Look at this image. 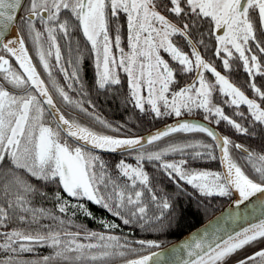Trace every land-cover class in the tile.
Masks as SVG:
<instances>
[{
	"label": "snow or ice",
	"instance_id": "6c2138e0",
	"mask_svg": "<svg viewBox=\"0 0 264 264\" xmlns=\"http://www.w3.org/2000/svg\"><path fill=\"white\" fill-rule=\"evenodd\" d=\"M22 7L25 15L17 20ZM121 14L126 17L127 52L121 46ZM169 16L179 19L181 24L174 23ZM37 22L43 31L37 28ZM14 23L21 25L20 35L4 43V37ZM202 27L207 28L209 38H214L215 55L222 59L223 69H231L234 55L242 62L250 77L249 87L258 99L249 98L227 76L217 71L213 63L203 58L199 47L207 45ZM74 29L82 32L95 54L97 86L104 89L120 84L118 69H122L128 78V99L141 112L147 105L158 118L181 117L202 109L204 120L212 118L217 125L225 121L239 133L254 134L249 127L232 119L221 106L213 103V94L218 91L225 97L224 104L237 109L245 105L250 123L264 126V90L257 87L254 79L256 75L264 76V65L253 52L254 44L259 53L264 54V0H28L26 6L22 0H0V229H3L0 231V264H108L115 258L125 257L126 250L136 252L133 243L147 254H140L126 264H160L158 259H153L160 253L151 251L160 247L157 241H129L126 237L113 235L111 230L120 225L112 221H100L109 230L102 233L89 231L73 219L78 211L86 217L92 216L82 202L86 200L107 209L124 225L135 223L154 232L170 228L172 217L167 215V211L173 205L167 196L157 195L143 169L144 160L159 162V167L177 183L178 188L179 182L183 181L202 196L237 194L239 199L236 203L240 204L257 193L264 195V152L249 151L202 123L178 120L175 125H169L147 138L120 139L100 135L66 119L56 108L49 87L63 101L75 103L82 111L87 110L81 101H73L57 84L49 57L54 49L56 64L60 71L65 72V79H71L83 88L78 67L69 77L61 65V49L57 42L58 33L69 37ZM25 31L32 40L50 85L41 77L28 54ZM197 33L200 39L194 40ZM45 35L47 49L44 47ZM176 36L184 39L190 52L174 42ZM113 48L118 51V58ZM162 52L176 63V67L164 58ZM12 59L19 70L13 67ZM205 72L214 76L215 83L207 80ZM181 73L195 74L192 82L184 87L177 86L176 78ZM67 87L71 89L73 84L69 83ZM44 104L53 111L55 128L43 120ZM235 114L244 117L243 112ZM174 132L205 133L215 147L220 148L224 171H198L186 168V160L167 162L163 159L169 152H183L186 148L196 147L206 151L195 152L194 158L206 155L209 159H216L213 144L199 142L170 144L159 151H140L136 156V166L124 160L116 165L115 177L95 154L96 149L115 152L143 148L145 139L151 145ZM68 138L73 139L75 145L69 143ZM230 148L244 153V160L254 175L247 174L232 159ZM121 178H124L123 184L120 183ZM33 179L36 183L32 182ZM48 184L57 185L52 198L61 215L34 206L37 197L42 200L49 198L48 193L42 190ZM145 192L150 194L151 201L159 210L152 217L147 215ZM73 200L76 203H72ZM44 219L51 223H41ZM14 221L26 227H9ZM73 227L77 231H71ZM258 241H264V218L225 237H202L194 244H183L187 258L180 264H231L240 250ZM41 246L51 248L52 253L32 259L23 258V254L33 253ZM236 264H264V248L237 259Z\"/></svg>",
	"mask_w": 264,
	"mask_h": 264
},
{
	"label": "trees",
	"instance_id": "16d2710c",
	"mask_svg": "<svg viewBox=\"0 0 264 264\" xmlns=\"http://www.w3.org/2000/svg\"><path fill=\"white\" fill-rule=\"evenodd\" d=\"M28 0L25 3L27 5ZM24 15V10L21 16ZM173 22L181 24V21L173 16H169ZM119 23L121 24V46L124 49H128L127 45V25L126 17L121 14L119 18ZM19 24V23H18ZM37 28L43 31L42 26L37 22ZM114 27V25H113ZM21 30V25L19 24ZM201 31L205 33V46H200L199 50L201 55L206 61L213 63L217 71H220L222 75L229 78L237 87H240L242 91L245 92L249 98H256L253 91L249 87L250 77L245 71L241 61L234 57L231 59V69L225 70L222 66V59L215 55L216 42L214 38H209L207 35V28L202 27ZM110 32L112 30L110 29ZM114 35V32H112ZM25 42L31 51L32 57L37 58L36 50L32 44V40L27 36L25 31ZM44 47L47 49V37L45 35ZM194 40L200 39L199 33L193 36ZM174 42L186 52H190L189 48L186 46V42L182 37L176 36L173 38ZM57 42L61 49V65H63L69 77L74 68L78 67L80 81L83 84V88L80 84L76 83L71 79H65V72L60 71V66L56 64L55 61V50L53 49V55L49 57L50 64L52 65L53 78L56 80L60 87H63L68 95L73 101H81L82 106L87 111H82L75 103L68 104L63 101L62 98L49 87L58 105L64 112V114L71 120L76 121L82 126L91 129L95 133L119 137L134 136L138 134L145 133L152 128H155L173 118L172 116H162L156 117L146 106V110L141 112L134 104L128 99L129 97V87L127 74L122 70H118V75L120 78V84L106 86L104 89H100L96 84V69H95V54L91 51V45L83 37L82 32L79 30H73L69 37H65L63 34H57ZM116 50L115 48H113ZM117 51V50H116ZM253 52L259 57V61L264 65V54L259 53V51L254 47ZM247 54V53H246ZM223 55V54H222ZM238 55V54H236ZM167 59L173 67H176V63L171 61L170 57L167 55ZM71 61V62H70ZM13 67L19 70L14 59L11 60ZM39 70L44 77L46 84L50 85L47 73L44 72L42 65L39 63ZM194 73L191 74H179L177 76V86L184 87L188 82L194 77ZM205 77L208 81L215 83V78L210 72H205ZM257 87H261L264 90V76L256 75L254 77ZM69 83L73 84L70 89L67 87ZM224 99L218 91L213 94V103L221 106L224 113L230 116L237 122L244 124L249 127L250 131H254V134L245 135L237 132L234 128L227 124L225 121H221L219 125L215 123V120L210 118L208 121L216 125L221 132L228 136L235 144L237 142L243 144L251 151L256 153L264 152V126H255L250 123V117L245 105H241L239 109L234 106L224 104ZM44 106V105H43ZM264 106V105H262ZM45 109V114L47 117L53 120L49 111ZM243 112L244 117L241 118L235 113ZM192 115L203 118V110H195L192 113H185L182 116ZM99 117V119H97ZM102 121V122H101ZM213 144L214 150L213 155L216 159H209L206 155L201 158H194L195 152H205L206 150L200 147L196 148H186L183 152H169L163 159L171 158L173 161L186 160L185 165L188 169L200 170L207 169L212 171L221 172L219 157L217 153V147H215L214 142L205 133L200 132H175L163 137L162 139L154 142L141 149H135L128 152H117V153H102L95 151L96 155L106 163L107 168L111 174L115 177L117 175L116 165L124 160L125 163L136 166L137 160L136 156L140 151H146L148 148L156 150L158 148H166L170 144L174 145H185V144ZM75 144V143H74ZM231 157L238 164H240L247 174L254 175L251 172L250 166H248L244 160V154L235 148H230ZM143 169L146 171L150 177V183L153 188L157 191L158 196H167L173 207L167 211V215L172 217L171 227L163 232L150 231L147 228L142 229L138 224L124 225L122 221L108 212L107 209L102 208L100 205H96L90 201L88 202L89 211H91L92 216L86 217L82 212H77L76 216L73 218L75 223L83 224L89 231L108 233L109 230L105 229L100 223L101 220L112 221L120 225L119 228L111 230V234L126 237L129 241H139V240H155L160 244V247L165 246L180 236H182L187 231L191 230L193 227L199 225L200 223L206 221L208 218L217 213L227 202L232 198L231 196H218L214 195L211 197L202 196L197 190L193 189L192 186L187 185L185 182L180 181V188H178L177 183L171 180L166 173L159 167V162L147 161L142 162ZM33 183L36 181L33 179ZM124 178L120 179V183L123 184ZM181 188L183 190H181ZM43 191L48 193V199H40L37 197L34 200L35 207H43L45 209L53 210L55 215H61L55 208V201L52 198L54 192L57 190V185L48 184L46 187L42 188ZM63 194V193H62ZM144 203L147 205V215L152 217L158 214V209L155 204L151 201L150 194L145 192ZM71 209L69 210V215L71 214ZM43 224L51 223L50 220L44 219L41 221ZM9 227L23 228L25 225H21L18 221H14ZM3 229H0L2 231ZM71 231H77L75 227L71 228ZM83 235V233H82ZM87 243L88 241H84ZM95 242V241H92ZM123 243V240L121 241ZM132 247L137 249L136 252H131L126 250L127 254L123 258H115L108 262V264H121L129 259L137 257L140 254H145L147 251H142L138 244L133 243ZM264 247V241H258L250 246H246L244 249L240 250L235 257L232 258L231 264L236 263L237 259H243L245 256L251 255L253 252ZM157 248H153L155 250ZM52 249L47 246L37 247L33 253L23 254V258L32 259L36 257H43L50 255ZM2 255V254H0Z\"/></svg>",
	"mask_w": 264,
	"mask_h": 264
},
{
	"label": "water",
	"instance_id": "95a60500",
	"mask_svg": "<svg viewBox=\"0 0 264 264\" xmlns=\"http://www.w3.org/2000/svg\"><path fill=\"white\" fill-rule=\"evenodd\" d=\"M26 1L27 0H22V3L25 5ZM22 11H23V7L19 10V15L17 17V20H19V17L21 16ZM19 35H20L19 24L14 23L10 28V32L7 33L4 37V43H7V41L9 39L16 38ZM25 44H26V42H25ZM15 46L16 45H13V47H15ZM26 47L28 49V54L32 57L27 44H26ZM32 61L34 64H36L34 62L33 57H32ZM37 71H39L38 67H37ZM41 77L43 78L42 74H41ZM191 82H192V80L190 82H188L187 84H189ZM49 91H50V89H49ZM50 93L52 94L51 91H50ZM52 96H53V94H52ZM53 101H54L56 108L59 109L60 113L63 114L66 119H69L64 114V112L62 111L60 106L58 105L54 96H53ZM44 105L47 108V110L50 112L54 122L56 123V118L53 115L52 109L48 105H46V104H44ZM178 120H180V121L190 120V121H196L198 123H202L208 127H211L219 136H221V137L225 136L221 132V130L216 125H214L212 122H210L208 120H204V118H201L198 116L186 115V116L173 118V119H171V120H169V121H167V122H165V123H163V124H161L155 128H152L151 130H149L145 133H142V134H138V135H134V136H127V137H119V136H112V137L120 138V139L139 138V137L147 138L150 134L156 133L159 130H164L169 125H175ZM170 134H172V133H170ZM100 135H103V134H100ZM107 136H111V135H107ZM69 139L72 140L73 142H75L73 139H71V138H69ZM142 143H143V148L149 145L146 143V139ZM236 144H241V143L237 142ZM241 145H243V144H241ZM244 148L251 151L246 146H244ZM136 149H141V148L137 147ZM132 150H135V149L117 150L115 152L105 151V150H100V149H96L95 151L102 152V153H117V152H128V151H132ZM217 153H218V157H219L220 169H221V172H223L224 171V165L221 163V160H220L221 152H220L219 147H217ZM238 199H239V196L237 194H233L232 198L227 202V204H225L217 213H215L213 216L208 218L206 221H204V222L200 223L199 225L193 227L191 230L184 233L182 236H180L175 241H173V242H171L165 246L159 247L155 250H152L153 252L160 253L159 257H154L153 259L154 260L158 259L160 261V264H180V261L182 259L187 258L186 250L183 249V247H182L183 244H185V243H193L194 244L197 239H200L202 237L207 238V239L213 238L214 236L225 237L226 234L239 231L241 228L247 227L249 224L256 223L260 219L264 218V204L261 203V201H264V195L257 193L255 196L250 197L249 200L244 201L243 203H240V204L236 203V200H238ZM206 234H207V236H206ZM262 248H264V247H262ZM145 254H147V253H145ZM136 258L137 257H134L132 259H136ZM132 259H129V260H132ZM127 261H125L121 264H126ZM234 264H236V263H234Z\"/></svg>",
	"mask_w": 264,
	"mask_h": 264
},
{
	"label": "flooded vegetation",
	"instance_id": "af4514ba",
	"mask_svg": "<svg viewBox=\"0 0 264 264\" xmlns=\"http://www.w3.org/2000/svg\"><path fill=\"white\" fill-rule=\"evenodd\" d=\"M24 15H25V13H24ZM31 52V51H30ZM33 56V55H32ZM33 59H34V62L36 63V66L38 67V69H39V62L37 61V58H35V57H33ZM18 66V65H17ZM19 68V67H18ZM40 71V70H39ZM41 73V72H40ZM43 79H44V77H43ZM43 120H44V122L46 123V124H48V125H51L52 127H56V123L52 120V119H50V117H47V115L45 114V112H44V116H43ZM68 142L69 143H71V144H73V145H75L74 144V142H72L70 139H68ZM161 149H163V148H158V149H156V151H159V150H161ZM83 203H85L86 204V207H88V202L85 200V201H82ZM72 203H76V201L75 200H73L72 201ZM111 221V220H110Z\"/></svg>",
	"mask_w": 264,
	"mask_h": 264
},
{
	"label": "rangeland",
	"instance_id": "374dc122",
	"mask_svg": "<svg viewBox=\"0 0 264 264\" xmlns=\"http://www.w3.org/2000/svg\"><path fill=\"white\" fill-rule=\"evenodd\" d=\"M125 51L127 52L128 51V49H125ZM113 52H114V54L117 56V58L119 57V53H118V51H116V50H114L113 49ZM163 56H164V58L166 59V60H168L167 59V54L166 53H161ZM119 70V69H118ZM145 95H146V91H145V93H144ZM147 106V105H146ZM144 151V150H143ZM146 151H156V150H153V149H150V148H148V150H146ZM164 160H166L167 162H173V160L171 159V158H167V159H164ZM200 170H207V169H200ZM199 171V170H198ZM207 171H212V170H207ZM213 172H217V171H213Z\"/></svg>",
	"mask_w": 264,
	"mask_h": 264
}]
</instances>
